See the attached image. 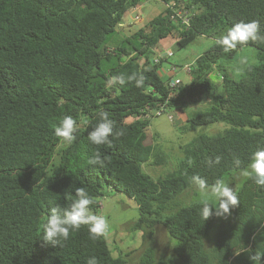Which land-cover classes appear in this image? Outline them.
<instances>
[{
	"label": "trees",
	"instance_id": "trees-1",
	"mask_svg": "<svg viewBox=\"0 0 264 264\" xmlns=\"http://www.w3.org/2000/svg\"><path fill=\"white\" fill-rule=\"evenodd\" d=\"M175 1L193 11L188 28L166 7L139 27L124 25L125 13L147 0H0V264H87L93 256L98 264H128L113 254L106 234L93 240L86 226L63 247L41 240L50 204L68 207L77 188L93 199L96 215L109 191L125 193L138 204L137 227L153 233L163 225L176 239L175 255L147 247L136 264H252L247 252L237 256L235 249L264 253V190L251 179L235 191L238 205L214 239L209 234L218 217L204 221L200 201L175 206L193 176L209 185L217 179L236 184V173L264 148V0ZM252 20L260 23L258 41L227 53L215 43L233 24ZM200 36L214 43L170 96L161 74L165 59L158 60L156 49L168 37H178L183 48ZM246 46L255 48L257 63L239 69L233 58ZM133 73L143 74L144 87L107 86L111 77ZM166 100L170 108L196 106L183 131L229 127L199 134L175 170L155 179L146 166L164 155L158 143L147 142L151 118L144 115ZM101 111L124 135L97 146L88 133ZM66 116L79 131L58 148L54 128ZM97 152L103 166L90 163Z\"/></svg>",
	"mask_w": 264,
	"mask_h": 264
},
{
	"label": "rangeland",
	"instance_id": "rangeland-1",
	"mask_svg": "<svg viewBox=\"0 0 264 264\" xmlns=\"http://www.w3.org/2000/svg\"><path fill=\"white\" fill-rule=\"evenodd\" d=\"M164 7L165 5L161 1L148 0L141 8L142 20H134L132 23L126 25L139 27L143 25L147 18L161 12ZM138 12L140 11L135 10L130 12V18L132 19ZM130 18L129 20H131ZM213 43V38L200 36L188 46L180 48L172 37H168L162 40L156 52L158 56L159 52H162L163 49L170 48L174 54L166 56L167 60L164 61L163 66L170 64L183 66L195 62L196 58L213 45ZM255 63H257L256 52L252 46H246L237 52L232 62L239 69ZM177 75L182 79L183 83H188L190 80L189 74L184 70H179ZM213 76L220 77L217 74ZM195 107L187 103L183 109L180 106H176L151 118L147 142L158 143L157 149L164 155V160L161 163L146 166V170L155 179H160L175 170L184 157L183 152L187 145L198 137L199 134L217 132L229 127L227 123L223 122L213 125L196 126L190 128L188 131H183L181 125L187 123L188 114ZM169 114H173V120L169 118ZM64 144L68 143L61 141L58 148ZM242 171L236 173V175H239L240 180L236 184L230 183L229 185L234 188V191L240 188L242 181L246 178L241 174ZM236 180H238L237 177ZM196 201H200V196L194 186H191L175 198V206L179 207ZM97 215L104 216L108 221L106 237L113 250V254L115 256L122 254L128 264H136L139 261L140 255L147 247L156 249L158 255H175L174 247L177 244L176 239L168 235L163 225H157L153 233H149V229L136 226L140 215L138 204L125 193L109 191L101 199V206ZM228 218V215L218 217L216 224L210 231L209 235L211 238H215L219 223Z\"/></svg>",
	"mask_w": 264,
	"mask_h": 264
},
{
	"label": "clouds",
	"instance_id": "clouds-1",
	"mask_svg": "<svg viewBox=\"0 0 264 264\" xmlns=\"http://www.w3.org/2000/svg\"><path fill=\"white\" fill-rule=\"evenodd\" d=\"M260 23L256 20L250 22L240 21L233 24L222 34L215 43L219 45L225 53L236 49L238 46H245L249 41L256 42L261 39ZM128 82H134L136 87L145 86V77L141 73H133L127 78L124 75L113 76L107 81V86H123ZM99 123L88 133V140L97 146L110 144V137L124 135L123 130L114 131L113 121L109 118L107 111L99 112ZM79 131L77 122L71 116L64 117L54 128V135L62 142L72 143L76 140V133ZM220 157L215 158L219 163ZM90 163L103 166V160L99 153L91 158ZM237 167L240 165L239 159L235 161ZM251 179L261 190H264V148L253 152L249 164L241 173ZM191 183L200 196V216L204 221L213 215L223 217L229 214L230 208L238 205L237 194L233 187H230L223 179H217L209 185L203 178L193 176ZM76 199L66 207L61 208L59 204L52 206L46 221L43 224V234L41 240L45 244L63 247L70 234L81 230L86 226L90 237L97 240L103 237L108 229V221L102 215L93 214L90 205L93 199L83 188L75 190ZM255 238V237H254ZM241 252L248 253V259L252 264H262L264 253L251 249H235V255ZM87 264H98L96 257H90Z\"/></svg>",
	"mask_w": 264,
	"mask_h": 264
},
{
	"label": "built area",
	"instance_id": "built-area-1",
	"mask_svg": "<svg viewBox=\"0 0 264 264\" xmlns=\"http://www.w3.org/2000/svg\"><path fill=\"white\" fill-rule=\"evenodd\" d=\"M156 1H161L164 3L165 7L169 10L170 18L174 22L186 28H188L191 25V19L193 16V11L191 9L186 8L184 5H182L181 3L175 0H172L170 2H166L165 0H156ZM132 10L140 11L137 14H135L134 20L141 21L143 15H142L140 6L132 7ZM172 38L175 40V42H177V40L179 39L178 37H172ZM173 54L174 52L170 48L163 49L162 52H159L158 60L161 58L167 60L166 56H171ZM194 67H195V62L185 64L183 66L170 64L168 67L165 65L162 67L161 74L166 79V83L168 87L172 89L170 96L173 95L174 93L173 90L182 83V79L177 75L178 71L184 70L185 72L189 74L193 70ZM168 109H170V107L168 104V100H166V101L160 102L157 107H153V108L146 107V110H145L146 114L144 115V117L152 118L156 115L162 114ZM169 118L173 120L174 118L173 114H169Z\"/></svg>",
	"mask_w": 264,
	"mask_h": 264
},
{
	"label": "crops",
	"instance_id": "crops-1",
	"mask_svg": "<svg viewBox=\"0 0 264 264\" xmlns=\"http://www.w3.org/2000/svg\"><path fill=\"white\" fill-rule=\"evenodd\" d=\"M144 4H142V5H140V8H142V6H143ZM130 12H133V10H132V8H130L127 12H126V14H125V16H124V25H126V24H130V23H132L133 21H134V16H133V18L131 19L130 17H131V15H130ZM129 18L131 19V20H129ZM165 66H169V65H165ZM166 68V67H165Z\"/></svg>",
	"mask_w": 264,
	"mask_h": 264
}]
</instances>
